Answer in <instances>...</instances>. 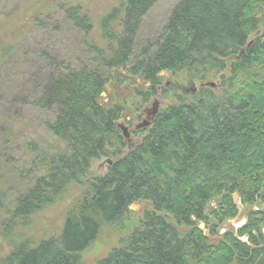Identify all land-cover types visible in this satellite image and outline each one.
<instances>
[{
	"label": "trees",
	"instance_id": "obj_1",
	"mask_svg": "<svg viewBox=\"0 0 264 264\" xmlns=\"http://www.w3.org/2000/svg\"><path fill=\"white\" fill-rule=\"evenodd\" d=\"M156 1L120 0L89 43L94 24L78 0H19L20 12L3 21L13 32L0 39L1 88L8 60L64 4L66 27L82 39L29 102L50 116L49 140L16 136L18 108L0 115V264H82L101 227H121L140 202L150 208L137 228L124 224L127 236L96 264H264V0H181L156 35L137 42ZM165 72L217 84L177 96L129 148L116 126L122 110L101 105V95L136 78L147 103ZM100 159L112 164L94 177ZM75 190L58 236L24 237L32 217ZM233 195L250 208L247 221L221 233L238 214Z\"/></svg>",
	"mask_w": 264,
	"mask_h": 264
},
{
	"label": "rangeland",
	"instance_id": "obj_2",
	"mask_svg": "<svg viewBox=\"0 0 264 264\" xmlns=\"http://www.w3.org/2000/svg\"><path fill=\"white\" fill-rule=\"evenodd\" d=\"M19 0H0V39H9L13 28L8 22L13 14L20 12ZM45 1V0H43ZM84 6L89 19L92 20V32L86 36L88 42L99 39V20L117 6L120 0H78ZM181 0H157L151 7L146 16L141 20L135 41L142 42L151 39L165 25L172 8ZM77 2V1H76ZM49 0H46V4ZM68 3V2H66ZM69 5L64 4L61 10L57 11L42 29L37 30L30 36L29 43L19 49L14 58L8 60L6 70L7 74L3 78L2 88L0 87V115L8 114L11 107L15 108V123L11 129L17 137L36 140L45 143L49 140L47 137L43 121L50 116L30 107V100L36 96L42 84L48 79L50 73H55L57 66L62 61L76 54L80 48L82 33L74 28L66 27L62 17V10ZM26 9V8H25ZM264 33V28L260 34ZM49 51L51 54L49 55ZM48 53V55H46ZM45 57L49 59L45 60ZM53 60V61H51ZM119 78H124V75ZM189 77L185 75H173L171 73H162L160 75L161 85L157 88L154 97L144 103L138 92H142L147 87L141 80L135 78V83L126 81L122 84L115 83L107 86L99 100L100 104L105 107L119 106L122 110L120 119L117 124H123L130 137L124 141L127 147L137 145L144 137V131L135 130V127L145 119V110H150L154 101L159 103L158 113L165 110L168 106L175 104L177 96L188 98L200 91L202 84H217V80L208 82H190ZM119 81L123 82V79ZM141 81V82H140ZM207 88V87H204ZM215 88V86H214ZM212 88V89H214ZM16 102V106H10V103ZM9 108V109H8ZM120 131V130H119ZM121 135L122 132L120 131ZM110 162V164H108ZM112 164L110 159H100L91 164V174L94 177L105 175L108 167ZM77 190L71 192L64 202L59 205L50 207L42 213L35 215L30 220L28 227L22 231L24 237L30 239L33 243L40 240L56 237L60 234L65 219V209L74 200ZM233 201L237 207L238 214L235 218L227 220L219 227V231L235 232L246 224V215L250 208L241 204L237 195H233ZM218 200H214L208 206L207 211L216 208ZM150 208L145 202L135 203L130 206V215L124 218L119 228L117 225H103L98 238L95 242L81 254L82 264H96L105 258L112 249L116 248L119 241L127 236L123 229L124 224H131L132 227L137 225L142 219L143 214ZM131 227V229H132ZM204 229V225H199ZM264 234V226L262 227ZM243 241L246 238H242ZM1 245V243H0ZM7 252V249L4 248ZM2 252L0 253V256Z\"/></svg>",
	"mask_w": 264,
	"mask_h": 264
},
{
	"label": "water",
	"instance_id": "obj_3",
	"mask_svg": "<svg viewBox=\"0 0 264 264\" xmlns=\"http://www.w3.org/2000/svg\"><path fill=\"white\" fill-rule=\"evenodd\" d=\"M214 84L213 83H207V84H202L200 87H211L214 88ZM158 107H159V103L157 101H154V103L152 104V107L150 110H145V119L142 121L141 124L137 125L135 127V130L139 131L145 128H149L152 124V122L155 120L156 116L158 115ZM118 130H120L122 132V137L125 140H128L130 137V134L127 130V128L123 125V124H117L116 125ZM108 164H110V162H108Z\"/></svg>",
	"mask_w": 264,
	"mask_h": 264
}]
</instances>
